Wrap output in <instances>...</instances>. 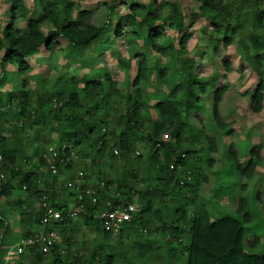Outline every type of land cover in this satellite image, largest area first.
Listing matches in <instances>:
<instances>
[{
	"label": "trees",
	"instance_id": "obj_1",
	"mask_svg": "<svg viewBox=\"0 0 264 264\" xmlns=\"http://www.w3.org/2000/svg\"><path fill=\"white\" fill-rule=\"evenodd\" d=\"M117 1L110 0L109 11L114 9ZM194 1L213 31L220 36L221 44L234 43L242 50L246 63L258 78L250 99L252 110L259 112L264 98V0ZM34 4L41 10L36 18L28 16L23 0H9L8 17L4 25H0V68L4 71L7 64H11L22 75V88L8 94L5 109L0 97V198L5 199L6 205L18 207L20 219L26 217L25 230L20 236L32 237L39 233L30 230L32 224L39 225L41 216L40 208L32 209V199L37 197L39 200L46 193L54 206L64 208L69 202L57 203L53 198L54 190L39 183L38 170L47 168L42 145L35 147V158H32L36 161L31 166L23 163L28 158L25 153L29 145L24 129L35 127L34 136L30 138L29 135L34 140L49 127L58 138L57 169L72 166V160L66 164L59 161L70 156L72 150H76L81 158L92 150L96 160L102 159L109 167L115 163L122 168L120 177L115 180L108 173L95 169L102 180L97 185L99 188L96 185L89 188L93 189L97 201L83 200L87 213L79 219L85 224L94 223L103 238L108 239L111 234L101 228L96 214L100 210L134 203L139 205V210L119 231L118 242L121 243L120 237L125 229L131 233L141 230V235L144 233L146 238L136 242L137 258L147 257L151 249L161 248L154 245L157 242L154 237L150 240L147 236L162 231L166 235L164 245L170 264L181 258L183 264H264V254L247 251L243 245L242 221L249 219V214L244 212V198H238L236 205V213H243L241 219L229 215L211 219L210 213L198 203L200 186L208 178L201 168V150L183 147L182 133L193 129L186 120L188 112L201 109L196 104L199 98L195 88L200 92L205 88L195 73V59L187 55L189 34L185 16L178 6L172 4L171 12L162 21L170 1L156 3L152 12L140 3L130 2L128 11L113 25L116 37L123 35L130 43L142 39L144 45L160 56L151 66L145 57L137 61L130 92L120 90L110 71L103 68V79L90 73L81 76L78 83L81 91L71 83L77 81L70 79L61 82L55 92L45 90L32 97L31 92L24 89L26 75L31 71L26 54L40 47L54 54L63 48L59 43L63 38L73 55L91 46L112 26L109 21L101 25L89 23L92 11L80 8L73 0H34ZM19 19L25 22L23 33L16 27ZM164 24L176 31L177 45L173 42L164 45L158 41L164 32ZM43 25L50 27L42 31ZM125 27L130 29L128 33ZM225 66L228 69L229 62ZM153 71L155 79L167 87L168 94L149 104L144 100L141 85L148 83ZM185 90L189 97L183 101L177 93ZM226 90L227 87L221 86L212 93V118L220 129L228 127L219 114V103ZM149 109L156 112L157 117L153 120L143 113ZM9 128H13L12 132ZM191 131V138L185 137L187 143L200 142L204 138L207 148L215 150L213 135L196 129ZM226 133L231 130L227 129ZM140 143L148 147L144 155L135 153ZM232 147L229 152L234 156L239 176L250 177L262 160L261 147L250 149L244 167L236 159ZM171 162L174 163L173 169L169 168ZM48 173L53 179L58 178L57 173L51 174L49 170ZM141 182L144 187H140ZM85 188L84 184L78 186L80 190ZM76 191L69 194L72 199ZM18 192H24L25 196L14 197ZM164 208L170 211L169 221L163 215ZM153 219L160 225L151 228ZM8 220L6 210L0 206V258L9 248L4 245V238L9 234ZM73 222L64 218L57 223L60 240L50 252L52 264H94L100 260L102 247L92 245L87 255L82 251L83 241L76 247L71 246L73 239L69 236V229ZM256 242L258 237L254 236L250 247ZM18 256L21 260L18 264H42L45 254L37 247H30Z\"/></svg>",
	"mask_w": 264,
	"mask_h": 264
},
{
	"label": "rangeland",
	"instance_id": "obj_2",
	"mask_svg": "<svg viewBox=\"0 0 264 264\" xmlns=\"http://www.w3.org/2000/svg\"><path fill=\"white\" fill-rule=\"evenodd\" d=\"M73 1L77 2L80 8L92 11L88 20L89 23L101 25L109 21L112 26L109 27L106 34L91 46L82 51H77L73 55L66 48L67 42L63 38L59 39L60 46L63 48L57 50L54 54H50L43 47L26 54L25 59L31 65V71L26 75L27 84L24 89L30 91L32 97H36L35 94L41 95L45 90L55 92L61 82L74 79L77 82L72 80L71 83L73 82L78 91H81V85L78 83L82 75L90 73L96 78L103 79L104 72L102 69L106 68L110 71L113 79L117 81L118 88L130 92L131 81L136 74L137 61L145 57L148 65L151 66L160 59V56L154 53L148 45H144L142 39L130 43L123 35L116 37L113 25L128 11V3H140L146 10L152 12L156 3L162 0H156V3L153 0H119L115 3L112 11H109L107 7L110 0ZM167 1H170V6L164 11L162 21L171 12L172 4L177 5L178 9L183 12L187 33L189 34L187 55L195 59V73L201 78L205 88L203 92L195 88V94L199 98L196 104H199L201 109L189 111L186 120L189 126L193 128L191 130L196 129L204 134L213 135L216 141L215 150L211 151L207 148L206 139L201 138L200 142L195 141L193 144H189L186 139L191 138L192 131L187 130L182 133L183 147L201 150L199 153L202 158L201 168L208 178L207 182L202 183L200 186L198 203L202 204L210 213L211 219L226 215L241 219L243 213H236V205L238 198H244L246 200L244 212L249 214V219L242 221L244 228L243 245L247 251L264 254V98L262 109L259 112L252 110L250 99L258 78L246 63L242 50L236 44L233 43L228 46L221 44L220 36L213 31L207 18L198 10L194 0ZM8 2L9 0H0V25H4L8 17L6 13ZM23 2L28 9V16L38 17L41 10L34 4V0H23ZM138 19L140 18L138 17ZM16 27L20 29L21 33L25 32L24 20L19 19ZM49 27V25H43L41 30L46 31ZM163 27L164 32L159 36L158 41L164 45L170 42L177 45L176 31L167 27L166 24ZM129 30L128 27H125L127 33ZM134 52L136 54L133 55ZM226 62L230 64L228 69L225 66ZM21 76L14 65L7 64L4 71L0 68V97L3 100L4 109L6 108L5 103H7L8 94L22 88ZM221 86L227 87V90L219 103V114L221 120L228 125L227 129L231 130V133H226V128H218L212 118V93ZM141 88L144 100L149 104L167 97L168 94L165 84L155 79V71L151 74L148 83L141 85ZM177 96L183 101H186V97H189L187 90L179 91ZM143 113L152 120L157 117L153 109ZM12 129L9 128L11 132ZM34 129L35 127L24 129L29 145L25 153L28 158L23 163L28 167L36 161V159L33 160L35 158L33 153L38 144L44 148L43 156L59 149L58 138L52 129L46 128L45 131L32 140L30 138L34 136ZM185 137L187 138L185 139ZM165 139H169L168 136H165ZM230 146H233L236 159L242 167L246 165L250 157V149L253 146L261 147L262 160L257 163L250 177L239 176V170L234 164L236 162L234 156L229 152ZM86 150L88 152V149ZM136 150L144 155L148 152V147L140 143L137 145ZM72 151L74 152L73 165L69 168L60 166L57 169L60 181L66 185L67 190L73 188L74 183L78 186L84 184L86 187L95 185V187H98L97 185L101 183L102 176L99 178L95 169L108 173L111 176L110 178L114 180L120 177L122 168L119 165L114 163L112 167H109V164L104 163L102 159L96 160L92 150H90L89 155L83 158L76 154V150ZM69 173L72 174L65 175ZM140 187H144V182H141ZM67 192L69 193V191ZM19 195L24 197L25 193L18 192L14 197ZM36 199L38 198L36 197ZM0 206L1 209L5 210L9 208L10 214L15 215L16 219L18 218L19 209L17 206L6 205L3 198H0ZM163 215L169 221L170 211L168 208L163 209ZM74 223L73 230L70 231L71 237L74 238L72 247L78 246L83 241L82 251L87 255L90 253L92 245L93 247L103 248V250L101 249L100 260L95 261L94 264H170L164 245L166 235L162 231L147 236V239L150 240L154 237L157 241L154 245H159L161 248L151 249L147 257L137 258L135 256L136 242L146 238L144 233L141 235V230L131 233L128 229H125L122 231L121 243H119V232L117 235H111L110 238L105 239L94 226L83 227L79 220H74ZM159 225L156 219L150 222L151 228ZM20 235L22 234L9 233L6 235L4 245L6 248L9 247L8 249L11 252L4 258H2L4 255L1 256L0 264H18L21 261L15 252V244ZM254 236L258 237V242L250 247ZM109 255H112V257ZM46 257L48 260L42 263L52 264V256L48 254ZM113 258H115V261H111ZM180 261H182V258L178 261H172L171 264H183Z\"/></svg>",
	"mask_w": 264,
	"mask_h": 264
},
{
	"label": "built area",
	"instance_id": "obj_3",
	"mask_svg": "<svg viewBox=\"0 0 264 264\" xmlns=\"http://www.w3.org/2000/svg\"><path fill=\"white\" fill-rule=\"evenodd\" d=\"M73 151L68 157L60 158L59 161L66 164L72 160ZM136 154L140 152L136 150ZM58 151H53L48 155H44L47 168L51 174L57 173V157ZM1 159V155H0ZM73 165V164H72ZM169 168H174V163L169 164ZM76 195L68 202V205L64 208L54 206L50 201L46 193L39 197L38 203L40 204L41 216L39 225L42 231L32 237L20 236L16 242V253L19 255L27 251L30 247H37L40 251L48 255L50 254L54 244L60 240L56 225L64 218L71 220H77L87 213L85 207L84 198L90 199L92 203H96L97 199L94 195L93 189L87 187L83 190L76 188ZM139 210V205L134 203H127L123 207H115L113 209L100 210L96 217L100 220L101 228L104 231H108L111 235H117L124 224L130 221L132 215Z\"/></svg>",
	"mask_w": 264,
	"mask_h": 264
},
{
	"label": "crops",
	"instance_id": "obj_4",
	"mask_svg": "<svg viewBox=\"0 0 264 264\" xmlns=\"http://www.w3.org/2000/svg\"><path fill=\"white\" fill-rule=\"evenodd\" d=\"M38 173L40 174V181L39 183H41V185L45 186V187H48V188H52V190H54V201H56L57 203H65L67 201H70L72 199V197L69 195L71 192L72 194L74 193V191H76V188H78V185H75L74 183V187L73 188H70L69 190H67V187L65 184H63L61 181H60V176H58L57 179H53V176H51L49 173H48V169L45 167L41 168L40 170H38ZM72 174V173H71ZM70 173L67 175L65 174L66 176H69L71 175ZM65 175H62V176H65ZM44 182V184H43ZM69 191V193L67 192ZM32 209H38V208H41L40 207V204L38 203V200L36 199H32ZM34 205V206H33ZM6 213L9 214L8 217H9V220H8V233H17V234H23L24 233V228H25V222H26V219L24 216L19 217V214H18V218L16 219L15 218V215L13 216V214H10L9 212V208H6ZM79 222L84 226H87L89 228V226H94V225H90V224H85L83 221H81V219H79ZM72 224V227L69 229V236L71 237L70 235V231L73 230V227H74V222L71 223ZM30 230L32 231H37V232H40L42 231V228L40 227V225L38 224H32L30 226ZM73 240L74 238L71 237ZM11 252L10 249L7 250V252L4 254V256L2 258H4L7 254H9ZM48 258L46 257V255L44 256V259L43 261H47ZM50 262V261H49ZM43 264V263H42Z\"/></svg>",
	"mask_w": 264,
	"mask_h": 264
}]
</instances>
